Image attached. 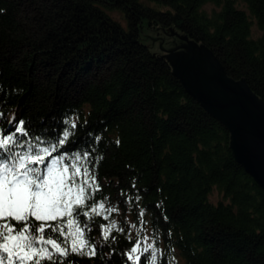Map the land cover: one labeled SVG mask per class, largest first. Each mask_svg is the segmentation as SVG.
Masks as SVG:
<instances>
[{"label":"trees","instance_id":"16d2710c","mask_svg":"<svg viewBox=\"0 0 264 264\" xmlns=\"http://www.w3.org/2000/svg\"><path fill=\"white\" fill-rule=\"evenodd\" d=\"M148 1L160 9L0 0V138L14 135L20 153L55 145L48 159L66 164L88 153L87 204L105 209L87 217L81 209L76 220L96 255L70 253L65 264H133L126 253L138 240L154 246L156 264H264L262 189L234 159L226 126L140 39L146 21L203 45L227 78H243L264 101V0ZM49 223L70 231L67 217Z\"/></svg>","mask_w":264,"mask_h":264},{"label":"snow or ice","instance_id":"6c2138e0","mask_svg":"<svg viewBox=\"0 0 264 264\" xmlns=\"http://www.w3.org/2000/svg\"><path fill=\"white\" fill-rule=\"evenodd\" d=\"M19 124L17 131L27 135L24 122ZM71 127L77 125L72 123ZM67 139L65 131L59 144ZM14 145L23 146L14 135L0 138V264H65L70 253L95 256V247L89 244L76 220L81 209H89L83 211L85 217L90 212L99 215L105 209L104 203L87 204L91 196L87 190L95 185V178L80 162L88 159V153L77 154L74 163L66 164L63 156L48 159L56 151L55 145L35 150L30 145L23 153L13 151ZM64 217L69 233L60 224L49 223ZM114 227L113 224L103 229L104 240L110 238ZM46 228L50 229L47 234ZM52 233L65 239L58 241ZM146 253L151 256L150 264H156L154 246L139 240L126 255L133 264H143Z\"/></svg>","mask_w":264,"mask_h":264},{"label":"water","instance_id":"95a60500","mask_svg":"<svg viewBox=\"0 0 264 264\" xmlns=\"http://www.w3.org/2000/svg\"><path fill=\"white\" fill-rule=\"evenodd\" d=\"M180 39L187 46L177 48L182 47L188 54L181 51L166 55L173 74L204 110L226 126L234 159L264 194V101L255 96L243 78L240 81L227 78L203 45L198 47L185 36Z\"/></svg>","mask_w":264,"mask_h":264},{"label":"rangeland","instance_id":"374dc122","mask_svg":"<svg viewBox=\"0 0 264 264\" xmlns=\"http://www.w3.org/2000/svg\"><path fill=\"white\" fill-rule=\"evenodd\" d=\"M139 1H141L142 3H144L148 6L155 8V9H160L159 6L149 2L148 0H139ZM113 15L119 20L120 23H122L121 25L123 27H126V24H125L126 21L124 19L120 18L118 13H113ZM252 29H253V31H252L253 37L257 38V37L262 36V32L259 31V29L255 25L252 27ZM180 38H182V37L177 32L172 31V30L162 29L160 27H157L154 30H150L147 27L146 21H144L143 28H141V31H140V39H141L142 43L144 44V46H146L147 49L152 54L162 56L166 59H168L166 57V55H169L173 52L185 51V53L188 54L187 50L182 49V47L177 48L179 46L186 47L185 42ZM172 50H174V51H172ZM166 51H171V52H166Z\"/></svg>","mask_w":264,"mask_h":264}]
</instances>
